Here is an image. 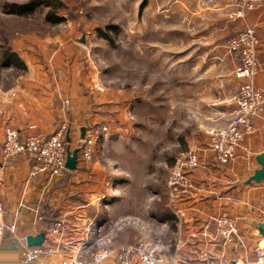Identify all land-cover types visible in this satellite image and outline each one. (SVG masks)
<instances>
[{
    "label": "crops",
    "instance_id": "0c3cea01",
    "mask_svg": "<svg viewBox=\"0 0 264 264\" xmlns=\"http://www.w3.org/2000/svg\"><path fill=\"white\" fill-rule=\"evenodd\" d=\"M174 2L142 0L139 17L141 24L149 11L168 20L175 9H184V51L179 54L184 63L178 67L181 76H175L173 82L175 87L184 85V100L173 101L166 79H159V85L151 79L144 86L147 90L134 92L132 99L124 88L111 90L109 83L97 80L93 67L81 60L84 49L76 43L49 52L58 57L46 64L42 44L34 47V55L29 51L32 47L22 41L16 44L18 50L14 49L19 64L0 63V152L8 128L16 129L22 137H47L67 124L73 140L85 125L99 132L92 159L80 161L78 170L67 171L59 179L48 174L33 176L29 159L2 164L0 204L5 229L0 264H25L26 239L41 229L48 230L43 246L56 252L31 264H61L69 257L91 259L104 238L115 247L141 242L158 247L165 264H188L204 252L221 264L235 256L240 264L257 259L256 235L248 220L264 219V183L243 186L241 182L257 167L255 155L264 153V115L257 119L258 130L245 138L229 164L217 162L210 143L212 133L227 126L236 110L239 82L234 73L238 62L227 52L226 43L246 25L255 27L260 39L255 85L264 92V0L240 22L228 18L227 0ZM164 67L169 69L167 79L173 77L172 64ZM143 107L148 111L142 113ZM183 119L184 132L170 133ZM156 120L165 121L164 138H174L175 150H196L201 155L202 165L192 172L195 184L186 198L172 201L165 191V179L162 185H156V180L152 183V178L140 182L131 169L142 166L151 155L154 160L157 146L165 140L156 135ZM114 151L117 156L111 160ZM125 159L133 163L126 164ZM175 159H167L161 169L169 171ZM222 209L239 228L232 241L221 240L215 225H208L209 217ZM53 220L62 221L64 228L54 232ZM173 258L184 263L173 262ZM101 264L116 263L107 260Z\"/></svg>",
    "mask_w": 264,
    "mask_h": 264
},
{
    "label": "rangeland",
    "instance_id": "374dc122",
    "mask_svg": "<svg viewBox=\"0 0 264 264\" xmlns=\"http://www.w3.org/2000/svg\"><path fill=\"white\" fill-rule=\"evenodd\" d=\"M27 1L0 0V40L2 43L6 39L10 40L13 50H18L16 44L23 41V45L32 47L29 51L35 55L34 47L42 44L47 64L50 59L54 61L58 57V54L51 56L53 52L76 43L77 47L84 49L81 60L85 65H91L97 80L103 79L108 82L111 90L116 92L121 90L120 87L124 88L130 95L129 99H132L134 92L147 90L144 86H148L151 79L156 80L158 85L160 80L166 79L170 81L168 85L171 86L173 101L184 100V85L181 87L173 85L175 76H181L178 67L182 65L180 63H184V56L179 55L184 51V9L178 12H175V9L171 18L169 14L168 20L148 11L141 24L138 3L142 0H61L65 8L58 13L65 18V21L59 25H50L45 21L46 6L37 7L27 18H18L2 12L7 2ZM174 1L176 0H173V3ZM160 10L162 12L164 9ZM84 31L86 44L80 43ZM170 34L172 36H169ZM149 49H153L152 53ZM164 49L173 53L166 55ZM164 64H172L173 77L167 79L169 69L165 68ZM182 79L184 80V76ZM141 111L144 113L148 109L143 107ZM164 124L165 121L156 120L154 127L156 135H161V140L165 139L164 132L167 129ZM172 130L175 131L174 134L176 131L183 133L184 119L173 125V129H169L170 133ZM167 139L169 141L165 142ZM167 139L162 145L157 146L154 160L151 155L142 166L131 168L137 172L136 177L141 179L140 182H147L152 178V183L156 180V185H162L163 180L167 179L170 170L161 169L165 161L171 157L177 159L182 153L175 150L174 138ZM165 147L170 149L163 150ZM125 149L127 151V148ZM151 152L153 153V150ZM113 156H117L115 151L110 153L109 159L115 158ZM123 161L126 164L133 163L126 159ZM108 240L105 238L99 240L97 246H112V242Z\"/></svg>",
    "mask_w": 264,
    "mask_h": 264
},
{
    "label": "built area",
    "instance_id": "2783aa9c",
    "mask_svg": "<svg viewBox=\"0 0 264 264\" xmlns=\"http://www.w3.org/2000/svg\"><path fill=\"white\" fill-rule=\"evenodd\" d=\"M260 0H227L230 12L228 17L233 22L244 21L250 12L258 5ZM260 39L256 28L246 25L226 43V50L236 60L237 66L234 76L239 82V93L235 99L236 110L230 123L217 129L211 135L210 146L216 160L221 165L229 164L237 156V152L248 135L254 134L257 129V119L264 115V92L255 85V78L259 68L258 49ZM69 130L63 124L53 135L45 137L42 134H31L22 137L14 128H8L1 146L0 167L13 164L22 159H29L32 163L33 176L48 174L51 179L61 178L65 171V157L67 152L66 134ZM91 132V134H90ZM99 138L97 129L91 128L87 139L81 142L73 140L72 147H82L80 161L88 162L93 157V147ZM202 165L199 151L189 150L182 152L170 168L165 180V191L174 201L186 198L194 187L192 172ZM1 187V181H0ZM40 220H42L40 218ZM215 225L217 236L223 241H232L238 234L239 228L236 220L226 209L211 215L208 225ZM12 229L14 226L11 227ZM64 228L62 221L52 225L54 232ZM5 223L3 221V207L0 204V241L3 237ZM97 253L91 259L69 257L62 260L61 264H101L113 260L116 264H165L166 261L158 247L146 243H128L120 246H97ZM54 248L26 247L25 264L40 261L45 255L55 253ZM258 257L250 264H264V256L259 250ZM181 260V261H180ZM171 261L184 263L180 258ZM187 263V262H186ZM188 264H221L208 252Z\"/></svg>",
    "mask_w": 264,
    "mask_h": 264
},
{
    "label": "water",
    "instance_id": "95a60500",
    "mask_svg": "<svg viewBox=\"0 0 264 264\" xmlns=\"http://www.w3.org/2000/svg\"><path fill=\"white\" fill-rule=\"evenodd\" d=\"M80 43L86 44V32L82 35ZM91 131L89 125H85L80 129L79 140L81 142L86 141L88 132ZM65 141L67 143V152L65 157V168L67 171L73 172L79 169L80 163V153L82 147H72L73 139L71 137V132L68 130L66 134ZM255 160L257 162V167L255 168L252 175H250L245 181L241 182L243 186H252L264 183V153L255 155ZM249 229L256 235L253 242V246L257 248L260 253L264 256V219L261 218H250L248 220ZM48 233L47 229H41L37 235L28 236L26 239L28 247H40L44 244L46 240V235ZM240 259L235 256L227 264H240Z\"/></svg>",
    "mask_w": 264,
    "mask_h": 264
},
{
    "label": "trees",
    "instance_id": "16d2710c",
    "mask_svg": "<svg viewBox=\"0 0 264 264\" xmlns=\"http://www.w3.org/2000/svg\"><path fill=\"white\" fill-rule=\"evenodd\" d=\"M39 6L47 7V12L45 13L44 18L45 21L50 25H59L65 21V18L58 13L61 9L65 8V5L61 0H28L27 2L23 3L7 2L4 4L2 12L6 15L15 16L18 18H27L28 16H31L35 9ZM19 62L20 59L18 54L12 49L11 41L6 39L2 43L0 40V63L3 66H17ZM21 64L23 65V63ZM65 172H67V170ZM49 222L50 221H48V223ZM51 222H53V224L55 223L54 220Z\"/></svg>",
    "mask_w": 264,
    "mask_h": 264
}]
</instances>
